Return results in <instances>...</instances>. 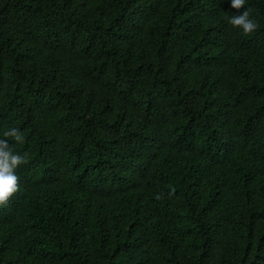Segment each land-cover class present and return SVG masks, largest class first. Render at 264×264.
I'll return each mask as SVG.
<instances>
[{"label":"trees","instance_id":"obj_1","mask_svg":"<svg viewBox=\"0 0 264 264\" xmlns=\"http://www.w3.org/2000/svg\"><path fill=\"white\" fill-rule=\"evenodd\" d=\"M244 9L0 0V139L25 157L0 264H264V0Z\"/></svg>","mask_w":264,"mask_h":264},{"label":"clouds","instance_id":"obj_2","mask_svg":"<svg viewBox=\"0 0 264 264\" xmlns=\"http://www.w3.org/2000/svg\"><path fill=\"white\" fill-rule=\"evenodd\" d=\"M228 2L231 8L239 10L244 9L246 0H228ZM229 23L241 29L245 34H251L258 27L257 22L251 17L250 11L247 9L233 14L229 18ZM3 136L10 137L17 142L24 141L22 132L16 127L9 128L3 133ZM24 162L25 157L13 151L7 139H0V204L6 203L9 197L17 191L16 169Z\"/></svg>","mask_w":264,"mask_h":264}]
</instances>
